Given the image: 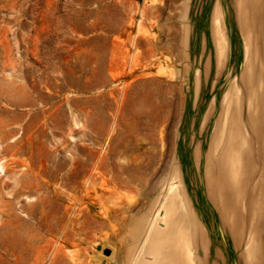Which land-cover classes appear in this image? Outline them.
Here are the masks:
<instances>
[{"label": "rangeland", "instance_id": "374dc122", "mask_svg": "<svg viewBox=\"0 0 264 264\" xmlns=\"http://www.w3.org/2000/svg\"><path fill=\"white\" fill-rule=\"evenodd\" d=\"M0 161V264H132L172 183L264 264V0H0Z\"/></svg>", "mask_w": 264, "mask_h": 264}, {"label": "bare ground", "instance_id": "6f19581e", "mask_svg": "<svg viewBox=\"0 0 264 264\" xmlns=\"http://www.w3.org/2000/svg\"><path fill=\"white\" fill-rule=\"evenodd\" d=\"M2 169L0 161V171ZM168 191L170 194L167 200H159L156 208L137 222V230L130 249L132 264H138L139 261L141 264H182L180 256L189 264H196L195 251L192 247L194 225L179 184L172 183ZM130 209L131 206L125 208L126 211ZM80 212L82 210L77 211L78 214ZM140 240L142 246L138 250ZM147 255L152 256L151 260L147 259Z\"/></svg>", "mask_w": 264, "mask_h": 264}, {"label": "water", "instance_id": "95a60500", "mask_svg": "<svg viewBox=\"0 0 264 264\" xmlns=\"http://www.w3.org/2000/svg\"><path fill=\"white\" fill-rule=\"evenodd\" d=\"M106 253H107V254H109V253H110V251H109V250H107V251H106Z\"/></svg>", "mask_w": 264, "mask_h": 264}]
</instances>
